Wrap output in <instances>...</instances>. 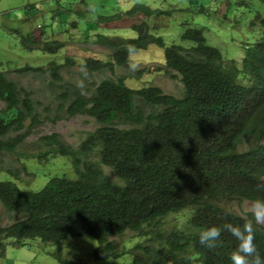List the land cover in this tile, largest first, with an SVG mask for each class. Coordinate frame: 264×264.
<instances>
[{"label": "trees", "instance_id": "16d2710c", "mask_svg": "<svg viewBox=\"0 0 264 264\" xmlns=\"http://www.w3.org/2000/svg\"><path fill=\"white\" fill-rule=\"evenodd\" d=\"M186 1L188 7L180 2L176 9L202 14L203 4ZM163 2L170 0H147L126 8V15L142 12L149 21L133 27L135 38L96 33L98 43L114 53L109 60L88 58L84 67L90 74L129 69L132 53L157 45L165 51L166 73L183 83L182 97L157 86L132 89L126 84L131 75L104 78L90 87L63 82L64 65L55 61L0 71V157L16 155L45 122L37 109L41 103L11 74L51 76L47 88L56 93L57 115L45 120L57 124L86 116L98 125L78 150L57 134L38 141L47 150L40 160L70 159L74 178L54 176L39 191L0 181V204L16 217L0 227V257L7 239L17 244L35 238L60 243L68 237L91 236L97 243L95 260L130 256V264H231L230 254L237 247L234 237L222 231L218 246L208 249L200 245L199 233L225 223L242 226L245 217L230 207L264 200V190H257V185H264V17L257 12V25L249 24L259 35L249 30L245 40L239 36L245 49L242 60L228 64L220 49L209 43L206 27L194 22H179L180 38L190 46H167L151 23L171 16L173 8ZM229 11L223 0L218 10L222 23ZM100 17L97 26L106 29L103 24L123 15L119 11ZM170 23L177 24L174 19ZM221 29L228 31L221 27L223 35ZM109 33L116 34L114 29ZM39 39L34 33L24 37L25 49L32 51ZM41 40L46 53L57 54L65 47L63 41ZM149 105L152 111L145 112ZM95 151L97 162L90 158ZM104 166L119 181L107 176ZM6 171L18 177V171ZM173 218L176 223L170 221ZM254 229V243L264 260V230L256 224ZM129 232L138 241L131 247L121 245L118 239ZM53 255L61 264H86L66 259L61 251Z\"/></svg>", "mask_w": 264, "mask_h": 264}, {"label": "rangeland", "instance_id": "374dc122", "mask_svg": "<svg viewBox=\"0 0 264 264\" xmlns=\"http://www.w3.org/2000/svg\"><path fill=\"white\" fill-rule=\"evenodd\" d=\"M147 0H0V71H8L25 66L40 67L46 66L55 61L64 65L60 69L63 82L75 85L91 86L93 82L99 83L104 78H116L118 76L131 75L126 80L127 86L139 90L146 86H157L166 94L182 97L184 86L180 78L172 79L166 73L164 49L151 45L146 50H140L130 55L129 69L116 67V72H104L90 74L84 67L88 58L109 60L113 55V49L98 43L96 33L104 36H113L110 30L114 29L115 38H135L137 33L133 27L149 21L142 12L135 16L126 15L127 9L137 2L145 3ZM185 0H170L166 8H173L171 16L159 20L152 19V26L156 33L162 35L170 46L173 42L190 46L188 42H182L180 25L184 22L196 24L204 28V34L208 40L220 45L211 43L214 47L221 49L228 64L233 59L239 58L242 54V37L246 39L245 33L253 31L254 27L249 25L254 21L257 12L264 17V4L259 0H224L228 3L230 11L228 15L218 14L222 7L223 0H198L204 6L202 14L195 16L193 12L185 11L177 4L188 7ZM91 4V10L89 6ZM173 5V6H172ZM127 8V9H126ZM226 8V7H225ZM223 10L227 11V9ZM126 9V10H125ZM88 11V12H87ZM121 11L123 18L114 22L103 24L108 27H98L100 16L117 14ZM81 12V14H80ZM176 21L172 26L170 20ZM77 23V27L71 26ZM255 22V21H254ZM258 22H255L254 26ZM39 25L42 30L39 29ZM224 35L220 33V26ZM95 27V28H94ZM185 27V26H184ZM94 28V29H93ZM111 28V29H110ZM42 31V32H41ZM45 32V33H44ZM40 35V41L34 45L32 51H27L23 44L24 37ZM259 35L260 33H253ZM45 40H59L65 43V47L57 54H50L42 51ZM68 59L73 61L69 64ZM242 60V59H241ZM18 85L33 92V98L39 101L38 113L44 124L37 128L33 135L28 138L24 145L17 149L16 155H3L0 157V181H12L20 189L39 191L43 189L49 180L54 176L66 175L74 178L71 160L63 157H49L48 160H40V155L46 153V149L38 146L40 138L57 134L59 139L73 150L82 147L88 135L98 129L97 123L86 116H78L74 119L60 121L53 124L46 118L54 119L57 115L56 93L47 88L51 76L44 77L17 76L11 74ZM49 109V112H46ZM152 107H146L145 112H151ZM30 124L28 121L27 126ZM97 151L90 157L97 162ZM6 169L13 172L18 171V177L11 176ZM104 171L111 179L119 181L116 174L110 168L104 166ZM247 202L234 203L231 210L236 214L244 216ZM14 215L4 211L0 204V227L15 222ZM176 219H170L176 223ZM178 222V221H177ZM264 230V225H259ZM122 245L126 243L129 247L138 239L134 233L129 232L118 239ZM5 252L0 257V264H61L54 257L55 252L62 253L63 257L74 262L86 264H130V256L121 259L95 260L92 256L97 245L96 240L91 236L68 237L60 243H47L42 240L27 239L17 244L14 239H7Z\"/></svg>", "mask_w": 264, "mask_h": 264}, {"label": "clouds", "instance_id": "9594fccd", "mask_svg": "<svg viewBox=\"0 0 264 264\" xmlns=\"http://www.w3.org/2000/svg\"><path fill=\"white\" fill-rule=\"evenodd\" d=\"M87 5L89 6L88 11H90L91 4H87ZM193 14L197 16L199 15V12L194 11ZM71 26L78 28V24L74 22ZM38 28L40 29L41 26L39 25ZM105 28H108V27H105ZM114 36H117V35L114 34ZM215 45L221 47L218 44H215ZM154 46H157V45H154ZM242 50L243 52L241 55H239V58L233 59V60H236L238 62L241 61V59L243 58L242 56L245 53V49L243 47H242ZM222 55L225 57L223 52H222ZM257 190H264V185H257ZM247 203H248L247 208L244 212L245 222L243 223L242 226H236L231 223H225L221 227H217V226L208 227L200 231L199 243L201 246L205 248L214 249L218 246L217 241L219 240L221 236V232L227 231L237 241V247L230 254V257H229L231 260V264H264V260L261 259V256L254 243L255 241L254 224H256L258 227H260L259 225H264V200L257 199V200L247 202Z\"/></svg>", "mask_w": 264, "mask_h": 264}]
</instances>
